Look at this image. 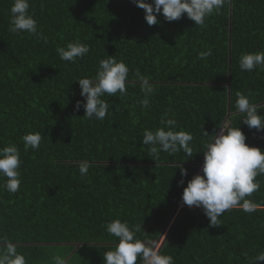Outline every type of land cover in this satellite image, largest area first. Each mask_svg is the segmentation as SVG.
Listing matches in <instances>:
<instances>
[{"label":"trees","instance_id":"obj_1","mask_svg":"<svg viewBox=\"0 0 264 264\" xmlns=\"http://www.w3.org/2000/svg\"><path fill=\"white\" fill-rule=\"evenodd\" d=\"M12 3L0 0V147H18L21 186L15 194L0 187V239L27 264H55L56 256L66 264H104L103 253L117 243L105 225L116 218L140 225L136 237L157 244L204 161L212 136L202 130L214 136L239 127L249 146L264 150V131L248 128L235 107L239 91L264 115V67H239L241 55L264 51V0H224L203 25L186 14L172 22L159 14L153 26L132 0H29L47 43L9 31ZM71 41L90 48L75 63L57 53ZM208 49L212 54L200 59ZM108 55L128 66L127 91L105 95V119L89 120L83 106L75 109L84 102L76 80L93 77ZM137 73L154 89L147 107ZM169 117L193 135V155L161 151L154 161L143 131ZM30 132L41 134L38 150H25L22 137ZM81 161L91 165L86 176ZM181 167L188 173L183 185ZM256 180L260 187L248 197L255 210L230 209L220 226L184 204L158 253L174 264H254L264 252V175ZM137 264L146 261L138 257Z\"/></svg>","mask_w":264,"mask_h":264},{"label":"clouds","instance_id":"obj_2","mask_svg":"<svg viewBox=\"0 0 264 264\" xmlns=\"http://www.w3.org/2000/svg\"><path fill=\"white\" fill-rule=\"evenodd\" d=\"M132 2L144 10V18L149 26L160 23L159 14L168 22L179 20L186 14L195 25H203L206 17L222 7L224 0H151V2L132 0ZM10 15V32L16 34L27 32L40 36L47 43V37L37 30V21L34 13L30 12L29 0H13ZM89 51V45L80 41H71L65 47L57 49L59 58L71 63L83 58ZM211 54V49H208L202 51L199 58L206 59ZM239 67L242 71L249 72L257 67H264V51L241 55ZM128 73L126 63L123 60L117 61L114 55L100 59L93 77L85 76L76 80L84 101L83 104L81 101L76 102V111L83 106L85 110L83 117L103 121L109 111V102L103 97L116 96L117 93L126 94ZM137 76L141 82V90L145 93L142 103L147 107L148 96L154 89L146 77L139 73ZM235 107L246 114L242 122L248 128L264 131V115L259 114L257 107L239 91ZM160 124L161 127L155 130L145 129L141 139L142 144L148 147L152 159L154 161L158 159L161 151L174 154L182 150L192 157L193 135L188 131L177 130V122L171 117L162 119ZM202 134L206 137L212 136L204 143L202 174H196L187 181V186L183 188L182 202L189 207L201 208L209 218L210 226H220V218L230 209L239 206L245 212L255 210L256 205L248 197L260 187L256 177L264 175V150L249 146L245 134L239 127L219 129L214 136L203 130ZM41 139L38 132L25 134L22 137L25 150L29 148L38 150ZM21 164L20 151L15 144L0 147V180L3 181L0 187L11 194L20 190ZM90 166L88 161L79 162L81 176L88 174ZM187 175V169L181 167L182 179L178 184L183 185V178ZM173 223L169 222L170 226L167 228L170 229ZM105 229L107 233L117 238V243L114 250L103 253L104 264H137L138 257L143 258L146 264H174L171 256L158 253L151 242L136 237V233L141 230L140 225L130 227L127 221L116 218L108 222ZM0 244L6 245L0 248V264H27L25 256L17 252L13 243L0 239ZM54 259L55 264H66L64 258L60 256ZM262 261L264 252L255 257L254 264H261Z\"/></svg>","mask_w":264,"mask_h":264},{"label":"rangeland","instance_id":"obj_3","mask_svg":"<svg viewBox=\"0 0 264 264\" xmlns=\"http://www.w3.org/2000/svg\"><path fill=\"white\" fill-rule=\"evenodd\" d=\"M204 162V161H203ZM203 164V163H202ZM203 166V165H202ZM201 166V167H202ZM199 169V168H198ZM185 207V205L183 204V202H181V204H180V206L177 208V210L175 211V214H174V216L172 217V219L170 220V224H172L173 222H174V220L176 219V217L178 216V214H180V212L182 211V209ZM170 224H169V226H170ZM169 229L167 228V230L164 232V234L161 236V238H160V240H159V242L157 243V244H155L154 245V250H156V251H158V249H159V246H160V244L162 243V241L164 240L163 238H164V235L166 236V234H167V231H168ZM81 245H78V246H76L75 247V250L77 249V248H79Z\"/></svg>","mask_w":264,"mask_h":264},{"label":"water","instance_id":"obj_4","mask_svg":"<svg viewBox=\"0 0 264 264\" xmlns=\"http://www.w3.org/2000/svg\"><path fill=\"white\" fill-rule=\"evenodd\" d=\"M202 165H203V164H201V165L199 166V169H198V171H197L196 174H201V171H202V167H201V166H202ZM196 174H195V175H196ZM166 236H167V235H166ZM166 236H165V238H166ZM165 238H164V239H165ZM163 242H164V240H163L162 243L160 244L159 249H160V247L162 246ZM159 249H158V251H159ZM158 251H157V252H158Z\"/></svg>","mask_w":264,"mask_h":264}]
</instances>
